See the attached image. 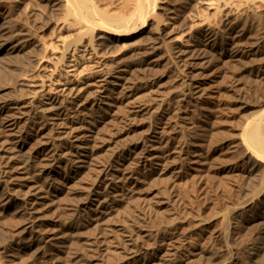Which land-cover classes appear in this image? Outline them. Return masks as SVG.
<instances>
[{"label":"rangeland","instance_id":"374dc122","mask_svg":"<svg viewBox=\"0 0 264 264\" xmlns=\"http://www.w3.org/2000/svg\"><path fill=\"white\" fill-rule=\"evenodd\" d=\"M96 1L105 6L118 0ZM159 3L166 9H156L146 32L99 48L107 68L124 71L118 85L109 79L110 105L98 104L92 88L55 121L28 105L31 94L17 82L45 75L36 41L57 32L60 6L0 0V100L19 102L10 112L25 131L20 151L0 152V264H156L159 255L161 264H183L208 247L226 255L219 232L225 214L234 224L228 243L246 255V264L256 259L264 238V164L248 152L244 129L264 109V8L225 16L206 11L199 0ZM202 17L216 24L214 32ZM186 33L195 47L184 59L174 41ZM69 39L72 46L84 45ZM137 103L146 109L136 113ZM88 120L95 134L88 164L79 168V150L65 134ZM155 130L156 148L134 157L131 144H147ZM39 135L58 137L53 152L62 156L57 173H38L47 198L32 203L14 179L23 160L40 168L34 153ZM114 173L129 180L111 192L106 179ZM105 197L110 204L103 213L97 200ZM244 201L249 202L238 209ZM127 235L146 254L127 258ZM98 238L104 245L88 251L86 242Z\"/></svg>","mask_w":264,"mask_h":264},{"label":"bare ground","instance_id":"6f19581e","mask_svg":"<svg viewBox=\"0 0 264 264\" xmlns=\"http://www.w3.org/2000/svg\"><path fill=\"white\" fill-rule=\"evenodd\" d=\"M14 1L16 4H21V5L27 4L28 6H30L29 4L32 5L33 3L36 2H43L45 4L51 5L54 8L60 6L59 7L60 16L56 23L57 32L53 34L50 40L37 39L36 41L38 42L44 53V57L40 61V64L41 67H43L41 69H45L44 70L45 75L42 78H38L35 80H30L28 78L27 79L25 78V79H20L17 82L18 84L17 87L19 89L31 94L28 105L31 107L36 106L35 107L36 111H38V113H40L43 117L46 118L52 117V119L55 121L62 120L61 115L65 114L64 111H66L67 104L80 102V99H82L85 96V94L92 88L95 89L93 91V94L98 104H103L106 106L110 105L111 98L110 96L107 95V90H108V86L111 85L112 82L109 79L111 77L114 78V81H116L115 84L118 85L119 84L118 81L123 79L124 71L123 69L120 68H116V69L107 68L103 64L102 57L100 56L99 48L103 45V43H105L108 40L116 39L119 41L125 38L129 39V38H133L134 36L143 34L149 28L150 26L149 22L153 18L156 9L158 8L163 10L166 9L163 7V4L160 5L159 3L160 0H118L116 1L117 3H115V5L114 3L109 4L110 7L109 5H105L106 6L105 7L104 4H102L103 2L96 0H14ZM199 2L205 7L206 11H213L214 14L216 15H218L219 13H221L220 15H222V13L225 12L226 14L223 13L225 14V16H229V15L231 16L235 14L238 15L239 13H242L241 11L244 8H246L248 11L249 10L255 11L264 8V0H199ZM201 23L207 24L209 29H211L213 32L216 29L215 26L216 24L215 25L211 24L210 21H208L207 17L205 18L202 17ZM63 33L64 34L66 33L65 34L66 36L68 35L67 38L63 36ZM68 37L72 39L76 38L81 42L83 41L84 45L78 47L77 44L76 45L74 44L72 46L69 44L67 40L69 39ZM192 39H193L192 35L186 33L181 37L175 39L174 41V48L176 52L178 53L179 56H181L184 59L185 57L187 58V55L191 52V49L193 50V47H195L193 44L194 41ZM70 40L71 39H69V41ZM14 47L15 50L17 51L21 50L20 45H15ZM58 58L60 60H58ZM53 60H57V62ZM198 87L199 85L195 86V88ZM18 103H19L18 101L9 103L6 100H0V152L6 154L20 151L23 148V144H24L22 139V134H24L25 131L23 132L19 128H17L16 118L14 114L10 112L12 108L18 107ZM132 108L135 110L136 113L142 112L143 110L146 109L145 105L142 103H137L133 105ZM259 112L260 111L258 110V113ZM105 114H107V112H105ZM89 115H87V117H85L84 119L89 118ZM90 122L91 121L88 120L85 123H79L77 127L70 126L69 127L70 130L65 134L67 138H70L72 140L73 142L72 146L75 149L79 150L77 153L78 155L76 156L75 159L79 168H83L85 167L86 164H88L89 147H90L89 142H91L92 139H94L95 130ZM246 124L247 126L246 129L244 130H246L245 132L247 133L249 137L248 140L250 141L249 146L247 145L248 152H250L253 155L254 158L253 157L252 158L255 159L256 162L258 161L264 164V109L259 114L252 117L251 120H248V123ZM153 133L154 134L150 136L151 138L148 141L149 145H147L148 143L146 144L144 141H138L131 144V147L133 149L130 152H132L131 154L134 157L145 155L147 147H150L152 149L156 148L155 144L157 143L159 133L156 130ZM39 136L40 139L37 141L34 153L36 154V158L38 159V161H40L41 163L40 168H37V170L33 169V165H31L29 158L27 160H23V162H21L20 166L18 167V171H17L18 176L15 177L14 179L15 180L14 185L15 187H17L19 193H23L28 198L29 201H32V203L34 198L40 197L43 200L47 198L45 193L41 191V187L39 184V180L37 179V175L42 173V171L48 169L50 170V173H57L56 163L58 161L59 156H62V155H58L56 151L53 152L54 141L57 140L58 137L46 138L43 135H39ZM243 142L245 143V139ZM128 180H129L128 177H125L124 173H120V174L114 173L112 176H109L108 179H106L105 188L111 189V192H116V190L118 188L120 189L121 187H123L124 183H126V181ZM97 202H99L97 206L102 209L103 213H105V211L107 210L110 204L109 203L110 200L105 197L102 198L101 200L98 199ZM248 202L249 201L241 202L242 204L240 203L241 205L237 206L238 209L240 206L242 208L244 205H246V203L248 204ZM229 216L226 214L223 216V219L221 220L222 229L219 230L220 235L222 236V238L225 240L226 243V255H222V254L220 255L219 253L215 252L213 249H208L210 248L208 247L204 251L199 250V252L194 255L193 261L191 260L186 263L182 262L183 264H246L247 261L246 255L239 253L237 251V249L239 248L235 249L234 247L231 246L232 244L228 243V237H229L228 235H230V231L232 227H234V224L232 226L233 221H231L230 219L231 217ZM97 220L100 221L102 219H97ZM261 231H263V235H264V227L263 230ZM65 232L63 231V234ZM131 236L127 235L126 236L127 238L125 239L126 247H124V250L126 253V257L130 259H134L146 254L144 251L143 252L141 251L142 248L139 249L136 247L137 246V243L135 242L136 240L133 239V237ZM134 237L136 238V236ZM64 239L66 240V238ZM261 241L262 242L261 245L259 246L260 248L257 251L256 259L251 264H264V238ZM234 242L236 243V241ZM78 243L80 242H77V244ZM86 243H87L86 248L88 249V251H96L97 248L104 245V241L100 240L99 238L96 241L91 240L90 242H86ZM202 243L205 242L202 241ZM208 246H210V244H208ZM213 246L211 247L213 248ZM72 247L75 248V246ZM83 247L81 250L80 249L78 250L86 251L87 249L85 250ZM202 248H204L203 245ZM107 250L109 251V249ZM221 250L224 251V249ZM63 253L65 252L63 251ZM69 254L67 255L65 254V255L69 256ZM92 254L91 256L94 255ZM79 255L80 254H77L78 257ZM164 255L166 254H163V257ZM88 256H90V254ZM124 256L125 255H123V257ZM161 256L159 255V257H156V259L158 260L156 264H161L159 263L160 262L159 260H161ZM90 257L88 258L90 259ZM80 258L82 257H79V259ZM75 259L77 260V258ZM177 260L180 259L177 258L175 261ZM65 261L67 260L65 259ZM173 262L172 263L167 262L166 264L168 263L175 264ZM126 263L127 262H124L123 264ZM99 264L102 263L99 262Z\"/></svg>","mask_w":264,"mask_h":264}]
</instances>
